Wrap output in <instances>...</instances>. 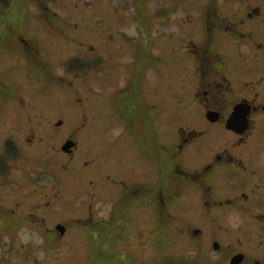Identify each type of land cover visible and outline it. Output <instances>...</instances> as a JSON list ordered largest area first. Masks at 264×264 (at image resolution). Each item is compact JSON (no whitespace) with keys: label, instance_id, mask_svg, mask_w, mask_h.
I'll list each match as a JSON object with an SVG mask.
<instances>
[{"label":"flooded vegetation","instance_id":"af4514ba","mask_svg":"<svg viewBox=\"0 0 264 264\" xmlns=\"http://www.w3.org/2000/svg\"><path fill=\"white\" fill-rule=\"evenodd\" d=\"M187 1L145 42L136 23L63 39L57 52H74L58 86L82 116H40L41 128L23 117L0 133V264L61 252L76 264H264V0ZM22 28L1 33L0 72H13L0 87L14 89L0 91L36 107L43 94L21 78L49 85L55 61ZM160 41L172 46L155 55ZM25 231L82 244H31Z\"/></svg>","mask_w":264,"mask_h":264},{"label":"rangeland","instance_id":"374dc122","mask_svg":"<svg viewBox=\"0 0 264 264\" xmlns=\"http://www.w3.org/2000/svg\"><path fill=\"white\" fill-rule=\"evenodd\" d=\"M189 1L190 0L182 5H204L212 3L211 0ZM179 3L180 0H0V22H3V27L0 25V44L4 46L7 40L11 41L9 36L5 35L3 37L1 33L3 30H6L5 26H12L13 23L14 26L25 27L22 28L24 31L22 36L30 39V42H34L32 44L30 43L29 47L35 45V42L38 44L40 43L42 48L40 56L41 59H46L47 61L49 60V62L52 60L55 61V64L52 61L54 64L53 69L55 70V74L49 82V85H46L43 82L42 76L38 73H34L35 77L30 79L21 78L20 82L25 85V92L36 90L37 94H43V98L34 100L38 104L36 107L30 104L23 105L22 103L14 102L13 97H11L14 86L11 83L5 85V91L11 95L8 93H1L0 91V133L7 132L9 124L13 125V128L16 131L21 127L23 117L27 123L28 117H32L33 122L36 123L34 124L35 128H41V121L39 122V120H37L40 116H53L57 112L58 114L60 112V114L64 116H69L73 112L79 117L82 116V108L74 106L73 103L69 102L66 97L67 94H63V92H61L62 90L60 91V87L58 86L59 84L67 83V81H63L61 78H58L64 74L65 66L63 59L74 52L70 47L57 52L64 41L63 39L68 37V40L71 39L74 40V42H80L82 41L81 37H92L94 34H100L102 29H110L113 24H115L113 29L118 31L119 29H122L121 26L125 25L130 27L132 23H136L139 27V35L137 38H141L142 41L145 42L148 39L147 32L150 22H154L156 31L160 30L162 18L166 16L164 9L167 6L177 5ZM103 21L105 23H103ZM117 21L121 22L117 23ZM169 26L173 28L177 27L174 21L170 22ZM130 28L125 31H130ZM79 42L75 52L81 53V51H87L86 49H88V47L84 44H80ZM161 44H168V47L161 46ZM171 46L172 44L160 41L154 47V54H166ZM32 47L31 49H33ZM55 52L57 54L56 57L54 55ZM59 54H61L60 57H58ZM1 58V61H3V59L5 60L6 54L2 53ZM10 58H15V56ZM153 69L156 71L157 67L155 66ZM12 72L13 71L9 70H5L3 72L1 71L0 81L12 76ZM156 74L157 73H154V75ZM26 77L29 78V73ZM80 77L81 76L78 75L77 79ZM50 78L51 76L49 79ZM5 83H7V81ZM51 83L58 86V88H55V91L51 88ZM74 83L80 85L78 80L74 81ZM87 85H92L93 89H95L98 86V81L88 79L86 82V86ZM24 88L22 90H24ZM73 95L76 96L78 94L74 93ZM86 96L88 95H85V97ZM57 97L59 98V103L57 101ZM66 106H68L69 109H67ZM28 128L29 124H27V129ZM216 134L218 138H223L225 136L219 130L216 131ZM26 204L27 202L25 201V205ZM36 220L38 221L39 218ZM28 225L29 227L31 226L32 228H37L34 223H29ZM23 229H27V227ZM34 233L39 234V232ZM37 234L33 235L28 231H25L21 239H24L31 244L35 242L38 243L42 240V243L46 244L47 247L52 248L54 245H57L59 250H61L64 246H67L69 243H74L77 246L82 244V238L79 236H67L61 241V239L58 240L56 236H44L42 233L40 237ZM76 245L71 250V254L75 253L77 257V250L79 248H76ZM68 254L69 252H61V257L56 260L54 259L53 254H51L49 255L48 260L41 264H76L77 259L70 258V256H67Z\"/></svg>","mask_w":264,"mask_h":264}]
</instances>
